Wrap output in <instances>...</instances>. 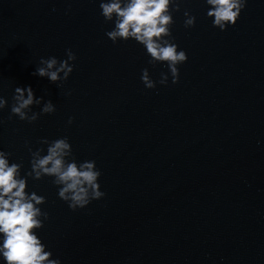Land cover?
<instances>
[{"label":"water","instance_id":"obj_1","mask_svg":"<svg viewBox=\"0 0 264 264\" xmlns=\"http://www.w3.org/2000/svg\"><path fill=\"white\" fill-rule=\"evenodd\" d=\"M209 7L184 0L173 12V42L188 56L173 84L142 44L107 37L114 20L100 0H0V150L23 177L29 147L43 155L41 138L68 137L77 162L102 173L105 195L75 211L53 177H27L49 213L36 233L61 264H264V0H247L225 30ZM67 49V80L33 75L41 57L62 61ZM28 86L43 97L31 112L48 100L55 112L33 123L11 115L15 88Z\"/></svg>","mask_w":264,"mask_h":264},{"label":"clouds","instance_id":"obj_2","mask_svg":"<svg viewBox=\"0 0 264 264\" xmlns=\"http://www.w3.org/2000/svg\"><path fill=\"white\" fill-rule=\"evenodd\" d=\"M184 0H100L101 15L106 22L114 20V28L106 32L113 43L134 39L146 48L150 57L148 63L155 65L166 62L172 76V83L179 81L177 65L187 61L184 50L178 51L173 42L172 26L175 23L173 12L179 11ZM209 5L208 17H213V26L225 30L228 25H235L247 0H204ZM184 26L194 27L196 17L188 10ZM67 59L59 61L55 56L40 59V65L33 75L47 77L52 83L67 80L73 71L76 55L71 49L66 50ZM61 73L63 75L61 76ZM141 80L146 88L156 87L148 68L142 69ZM160 84L168 83V73H161ZM11 105V115L29 123L35 122L41 114L55 112L51 100L43 103L40 113L31 112V106L40 105L43 97H36L31 86L16 87ZM7 100L0 96V109L5 108ZM31 112V115H29ZM11 115L9 118H11ZM70 117L68 123L71 124ZM2 123V121H0ZM26 145L28 142H25ZM41 144H47V153L43 149L35 151L29 147L31 169L21 176V163L9 162L11 153L0 150V256L6 264H61L59 258H52L50 250L41 241L36 229L44 226L49 213L42 211L39 205L46 203V197L35 191L29 193L27 177L35 180L45 176L53 177L52 183L60 186L58 196L68 203L71 210L84 208L92 200L102 198L99 177L94 160L77 162L73 156L68 137L51 142L41 138ZM71 157V159H68Z\"/></svg>","mask_w":264,"mask_h":264}]
</instances>
